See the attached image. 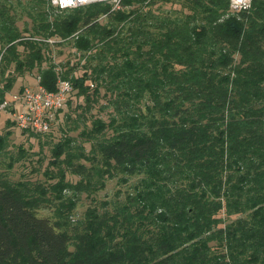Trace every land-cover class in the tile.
<instances>
[{
  "label": "trees",
  "instance_id": "obj_1",
  "mask_svg": "<svg viewBox=\"0 0 264 264\" xmlns=\"http://www.w3.org/2000/svg\"><path fill=\"white\" fill-rule=\"evenodd\" d=\"M156 1L56 11L49 0H0V100L35 71L49 90L69 78L87 106L103 88L110 109L80 140L54 143L56 170L44 172L53 182L0 178V264H264V0L239 11L229 0L146 8ZM69 40L82 74L45 53ZM115 174L135 177L124 200L72 222L77 198L63 190L103 187Z\"/></svg>",
  "mask_w": 264,
  "mask_h": 264
},
{
  "label": "rangeland",
  "instance_id": "obj_2",
  "mask_svg": "<svg viewBox=\"0 0 264 264\" xmlns=\"http://www.w3.org/2000/svg\"><path fill=\"white\" fill-rule=\"evenodd\" d=\"M14 5H18V0H11ZM23 1V0H21ZM146 8H151L155 13L166 12L170 9L179 8L178 3L163 2L157 0L152 5ZM127 9H130L128 7ZM101 23H106V16L102 15L99 18ZM17 24L20 28L23 26H30V20L26 15L17 16ZM46 55H51L56 62L57 67L75 66V74H82L84 68V58H82V51L75 49L71 41H60L58 44L50 45L49 50L45 52ZM35 71L27 72L24 76H19L13 83L10 91H15L22 86L34 84L36 82ZM0 74V90L4 87V81ZM90 80H87V82ZM94 87H91L93 89ZM104 89L100 88V94L96 101L86 105L83 96H78L75 91L70 95L69 100L65 104L58 121L50 132L41 133L39 135H31L29 132L21 130L15 125L8 123L11 120V114L7 111H0V138L6 139V145L3 151H0V178L6 176L12 180H31L33 182H53L47 180L44 172L49 169L55 171L56 166L50 162L55 158L52 153L54 143L62 139V136L67 133L70 136L80 138L77 136L78 132L84 127V124L90 125L92 117H100L105 121L109 118V108L103 106L106 104L104 97ZM70 116V118H67ZM77 120L75 122L74 120ZM74 124L78 127L69 129ZM10 132L7 137L5 134ZM49 133V134H48ZM85 148L89 150V143H83ZM23 148L24 154L20 159L12 160L11 157L18 155V149ZM62 158V157H61ZM84 161V160H81ZM88 164V163H87ZM67 179L75 182L78 179L84 180V177L67 172ZM135 177L129 178L126 182L121 179V175L115 174L105 179L103 187L97 186L94 188L93 184L86 191L72 193L70 190H63L64 194L70 197L77 198L76 206L71 217L72 222L81 218L88 208L96 206L99 208H111L114 202L122 201L128 191L131 190L129 183L133 182ZM75 200V199H74ZM52 207L39 208L40 215H50Z\"/></svg>",
  "mask_w": 264,
  "mask_h": 264
},
{
  "label": "built area",
  "instance_id": "obj_3",
  "mask_svg": "<svg viewBox=\"0 0 264 264\" xmlns=\"http://www.w3.org/2000/svg\"><path fill=\"white\" fill-rule=\"evenodd\" d=\"M56 11L88 5L94 2H107L112 9L120 8L121 0H49ZM230 7L239 11L250 7L251 0H229ZM54 41L52 38L46 39ZM90 87L94 83L87 82ZM73 92V85L69 78L58 77L55 89L44 87L39 78L34 84L8 92L0 100V111L11 114V120L20 129H32L38 133H46L57 123L59 114Z\"/></svg>",
  "mask_w": 264,
  "mask_h": 264
}]
</instances>
